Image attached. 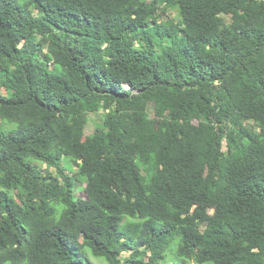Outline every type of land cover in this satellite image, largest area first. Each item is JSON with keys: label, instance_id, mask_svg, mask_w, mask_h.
Masks as SVG:
<instances>
[{"label": "trees", "instance_id": "1", "mask_svg": "<svg viewBox=\"0 0 264 264\" xmlns=\"http://www.w3.org/2000/svg\"><path fill=\"white\" fill-rule=\"evenodd\" d=\"M175 243L264 264V0H0V264Z\"/></svg>", "mask_w": 264, "mask_h": 264}, {"label": "rangeland", "instance_id": "2", "mask_svg": "<svg viewBox=\"0 0 264 264\" xmlns=\"http://www.w3.org/2000/svg\"><path fill=\"white\" fill-rule=\"evenodd\" d=\"M168 18L178 19L179 18V14L177 13V11H171L168 14H166V17H163L162 20L166 21V20H168ZM159 21H161V20H159ZM45 53H46V50H45L44 54ZM1 92L4 93V94H8L4 90H1ZM8 95L11 96V94H8ZM103 117H104V113H102V112L97 114V115H91L90 116V121H89V124H88V127H87V133L88 134H92L94 132V130H95L96 126H97V123L101 122L104 119ZM253 129H254V127H253ZM255 132H256V136L259 137V135L261 134V129H257V128H256V130L254 129V133ZM236 133H237V131L233 132L232 135H231V138H233V140L235 139ZM237 141L240 142L241 140L238 138ZM227 144L228 143L225 141V143H224V147H225L224 151H225L226 154L228 152ZM60 166L61 167H66L67 168L66 173L69 174V175H72L71 170L73 169V167L71 165V160L69 158L65 159L60 164ZM74 171H75V169H74ZM43 173H44V176H46V178L53 179L57 175V169H55V168H47L46 166H44L43 167ZM84 187H85L84 183L77 182L76 190H75V195L77 197L86 198V193L84 191ZM174 245L175 246L173 248L169 249V251L167 253L168 255H167L166 264H177V263H179V259L176 256V248L178 247V244L175 243ZM122 256L124 258H127V257L130 256V253L124 251L122 253ZM89 264H105V263L103 261H101V260L93 258L92 256H89Z\"/></svg>", "mask_w": 264, "mask_h": 264}]
</instances>
